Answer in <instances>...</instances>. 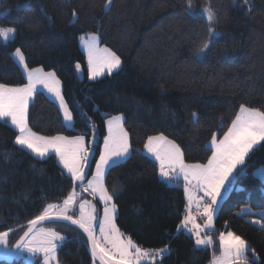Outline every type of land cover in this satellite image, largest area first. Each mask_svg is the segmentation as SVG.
I'll use <instances>...</instances> for the list:
<instances>
[{"label":"trees","instance_id":"16d2710c","mask_svg":"<svg viewBox=\"0 0 264 264\" xmlns=\"http://www.w3.org/2000/svg\"><path fill=\"white\" fill-rule=\"evenodd\" d=\"M0 0V27H15L0 39V84L27 81L14 59L17 48L28 69L55 72L74 118L65 125L57 104L37 91L28 124L42 136L85 134L93 174L107 137L106 123L122 114L131 154L109 168L105 185L116 205L119 230L146 249L168 247L156 264H211L220 255L219 234L247 241L264 264V227L249 220L264 214V142L236 172L222 199L213 245L199 248L180 231L186 212L184 183L164 182L159 166L145 154L149 136L161 133L180 145L187 163L206 164L210 139L231 126L241 104L264 110V0ZM214 19L209 34L205 9ZM75 12V16L73 13ZM96 34L121 58L119 71L91 80L81 42ZM212 40L206 58L197 53ZM79 64L83 75L78 74ZM197 113L194 120L192 113ZM18 132L0 120V232L11 229V246L28 222L48 204H61L73 191L70 175L55 155L41 159L15 144ZM75 189H80L76 184ZM264 223V221H262ZM68 238L58 250L60 264H94L89 242L66 224L48 225ZM251 255V254H250ZM251 262V260L249 259ZM0 264H25L15 257Z\"/></svg>","mask_w":264,"mask_h":264},{"label":"snow or ice","instance_id":"6c2138e0","mask_svg":"<svg viewBox=\"0 0 264 264\" xmlns=\"http://www.w3.org/2000/svg\"><path fill=\"white\" fill-rule=\"evenodd\" d=\"M111 0H108L107 7ZM236 0H234V5ZM243 5L251 11L249 0H243ZM191 0H188V8L191 9ZM209 21V34L214 35L215 29L211 27L214 13L211 6L205 9ZM75 12L73 16H75ZM16 32L15 27H0V39L8 40ZM213 41L205 43L200 53H206ZM88 55V71L91 79L102 76L105 70L111 74L113 70L121 66V58L111 49L98 46V36L91 34L86 41ZM200 53H197L199 56ZM14 55L24 67L27 73L28 83L22 87H9L0 84V120L10 121L18 130L15 144L31 150L37 157L45 158L48 154L55 153L59 162L70 174L73 181V191L63 200L62 205L48 204L43 211L28 222L27 230L16 241V248L26 249L32 255L42 254L43 264H59L57 253L67 237L53 228L37 227L42 222L55 218L69 221L78 226L87 234L91 245V254L94 264H156L169 251L168 247L159 249H146L135 243L131 237H125L115 223L116 205L112 203L113 196L108 192L104 184L106 169L117 163L121 158L128 156L130 151L129 137L123 127L124 116L122 114L112 116L108 121V136L104 140V151L96 163L95 174L92 179L85 181L87 173L90 148L86 144L85 134L74 137L63 135L42 136L33 132L28 124V105L35 91L36 84H43L49 92L59 100L64 113V120L71 124L73 116L65 103L59 89V80L55 72L44 73L42 69L29 70L25 63V56L21 49L17 48ZM76 68L79 70L80 65ZM192 117L198 120L197 113ZM264 142V110L253 108L245 104L239 106L231 126L219 138L215 133L210 139L211 156L206 164L187 163L180 145L168 139L164 134L149 136L145 148L153 154L160 164V177L163 181H177L181 177L184 181V191L188 199V210L184 216L181 227L186 228L195 236L196 246H212L211 235L202 236V232L213 228L216 205L221 197L222 190L234 179V173L245 164L249 153L254 146ZM264 176V170L261 171ZM76 182H81L80 187L84 191H90L93 197L99 196L103 202V218L98 221L95 205L89 201L79 203V215H75L77 201ZM195 182V183H193ZM202 191L203 195L195 200L197 209L205 218L203 226L196 223L197 217L191 215L193 203L192 189ZM53 209H58L53 213ZM73 213V214H70ZM99 223L100 236L96 234V224ZM254 223H264L255 220ZM191 223L192 227L188 228ZM11 229L0 232V245L8 246ZM220 255L213 253L211 264H250L248 252H253L251 264H256L254 250H250L247 241L231 231L219 234Z\"/></svg>","mask_w":264,"mask_h":264},{"label":"rangeland","instance_id":"374dc122","mask_svg":"<svg viewBox=\"0 0 264 264\" xmlns=\"http://www.w3.org/2000/svg\"><path fill=\"white\" fill-rule=\"evenodd\" d=\"M205 17H206V19H207V13L205 12ZM208 21V20H207ZM209 22V21H208ZM14 35H15V33L13 34V35H11L10 36V38L8 39V40H3L2 39V41H5V42H7V41H9L10 39H12L13 37H14ZM207 53V52H206ZM206 53H200V55L198 56V58L199 59H201V60H203V59H205L206 58ZM121 65H122V62H121ZM122 67V66H121ZM120 67V68H121ZM120 68L119 69H115V70H113L114 72H117V71H119L120 70ZM113 72V73H114ZM78 74L80 75V76H82L83 75V70H82V68H81V66H80V69L78 70ZM104 75H106V74H104ZM103 75V76H104ZM103 76H98L99 78H101V77H103ZM99 78H96V79H99ZM35 96V95H34ZM109 120V119H108ZM125 129V128H124ZM125 131H126V129H125ZM129 137V136H128ZM86 140V139H85ZM87 144V143H86ZM129 144H130V139H129ZM257 146V145H256ZM256 146H254V148L256 147ZM104 151V145H103V148H102V152ZM101 152V153H102ZM130 154H131V147H130V151H129V156H130ZM128 156V157H129ZM91 157V158H90ZM92 157H93V155L91 156V151H90V153H89V156H88V165H87V167L85 168V172L87 173V176H86V179H85V181H83L82 183H84L85 185L87 184V181L88 180H90V179H92V176L95 174V169H96V166H95V168H94V171H93V174L88 178V172H89V168L88 167H90L91 166V162H92ZM100 159V158H99ZM99 159H98V161H99ZM127 159V158H126ZM125 159V160H126ZM247 159V158H246ZM124 161V160H123ZM122 162V161H121ZM118 163H120V162H117L116 164H118ZM116 164H114V165H116ZM111 166H113V165H111ZM111 166H109L107 169H106V172H105V178H106V175H107V172H108V170H109V168L111 167ZM262 170H264V168H261V169H259L256 173H259L260 175H261V171ZM256 175H258V174H256ZM263 178H264V176H262ZM88 178V179H87ZM264 181V180H263ZM81 182H76V184L78 185V184H80ZM104 184H105V179H104ZM105 187H106V185H105ZM75 191H76V193H77V195H78V197H79V199H78V201H77V207H76V210H75V215H79V203H82V202H84V201H89L91 204H93V205H95V207H96V210H97V217H98V221L100 220V219H102L103 218V209H104V204H103V202L102 201H100L99 200V196L97 195L96 197H93V195L90 193V191H84V190H82V188L81 189H75ZM194 191H197V190H195L194 188L192 189V192H194ZM222 193H223V190H222ZM222 193H221V195H222ZM199 194H201V195H203V192L202 191H197V193H195V196L198 198V197H200L199 196ZM222 197V196H221ZM221 197L219 198V200L218 201H222L221 200ZM112 203H113V200H112ZM63 203H61V204H57V205H62ZM56 211H58V209H53V213H55ZM190 212H191V215H193V216H195L196 215V213L198 212V209L197 208H195L194 207V205H192L191 206V210H190ZM70 214H73V213H70ZM115 216H116V214H115ZM252 220V219H251ZM251 220H249L250 222H251ZM255 221V220H254ZM196 223H198L197 221H196ZM252 223V222H251ZM53 224H63V223H51V225H53ZM199 224V223H198ZM48 225H50V224H48ZM48 225H45V226H41L42 228H52V227H48ZM260 226H262L261 224H260ZM190 227H192V225H191V223L188 225V228H190ZM186 229V228H185ZM57 231V230H56ZM59 232V231H58ZM61 233V232H60ZM189 233V232H188ZM62 234V233H61ZM96 234H97V236L99 237L100 236V232H99V223L97 222V224H96ZM191 234V233H190ZM62 235H64V234H62ZM204 235H207V233L206 234H204L203 232H202V236H204ZM66 236V235H65ZM191 236L194 238V240H195V236L194 235H192L191 234ZM126 237V236H125ZM12 238H13V232H11L10 233V236H9V240H8V246L7 247H5V246H3V245H0V255H3V254H5V253H8L10 250H11V248L13 247V246H11V241H12ZM197 247H202V246H197ZM208 247V246H207ZM248 247H249V249L251 250V248H250V246L248 245ZM169 253V251L168 252H166L165 254H164V256H163V258L165 257V255H167ZM251 254V255H250ZM255 254V253H254ZM248 257H249V259L250 260H252V258H253V252L252 251H249L248 252ZM255 257L257 258L256 259V263H259V258L257 257V255L255 254ZM162 258V259H163ZM15 259L16 260H20V259H22V260H24V262H25V264H43V256H42V254H37V255H32L31 253H29L26 249H23V248H21L20 250H19V252L16 254V256H15ZM57 259H58V253H57ZM162 259H159L158 258V260L156 261V262H159L160 260H162ZM59 261V260H58ZM60 264V263H59ZM95 264H98V262L96 261L95 262Z\"/></svg>","mask_w":264,"mask_h":264},{"label":"crops","instance_id":"0c3cea01","mask_svg":"<svg viewBox=\"0 0 264 264\" xmlns=\"http://www.w3.org/2000/svg\"><path fill=\"white\" fill-rule=\"evenodd\" d=\"M89 39V37L88 38H86V39H84L82 42H81V50H82V52L86 55V57H87V61H88V55H87V48H86V41ZM98 46L100 47V48H104V46H102L101 45V43H100V39H99V37H98ZM14 56V59H15V61L17 62V64L19 65V67L21 68V70H22V72L24 73V75H25V77H26V81H27V83H28V79H27V73L24 71V67H23V65H21L20 64V62H19V59L15 56V55H13ZM26 63V62H25ZM122 66V65H121ZM120 66V67H121ZM121 69V68H120ZM30 70V69H29ZM43 70V69H42ZM43 72L44 73H47L46 71H44L43 70ZM114 71H112V73H113ZM104 74H106V75H108L109 73L105 70V73ZM106 75H104V76H106ZM103 76V75H102ZM103 76V77H104ZM89 77H90V74H89ZM56 78L59 80V82H60V84H59V89H60V92H61V95L63 96V94H62V83H61V81H60V79L58 78V76L56 75ZM97 78H99V77H97ZM102 78V77H101ZM91 79V78H90ZM100 79V78H99ZM91 80H93V79H91ZM94 80H98V79H94ZM26 83V84H27ZM37 91H40V92H43L49 99H51L53 102H55L56 104H57V106H58V108L60 109V111H61V114H62V117H63V120H64V113H63V110L61 109V107H60V103H59V100L56 98V96L53 94V93H51V92H49L48 91V89L43 85V84H36V86H35V91H34V93H33V95H32V97H31V99H30V101H29V105H28V112H29V107H30V105H31V103L33 102V100H34V95H35V93L37 92ZM65 100V99H64ZM65 103H66V101H65ZM73 116V115H72ZM108 121V120H107ZM64 123H65V125L66 126H68V127H72L73 125H74V118H73V121L71 122V124H68V123H66L65 122V120H64ZM13 126V125H12ZM123 127H124V123H123ZM13 128L18 132V130L15 128V126H13ZM125 128V127H124ZM106 129H107V136H108V125H107V123H106ZM19 134V133H18ZM86 143H87V141H86ZM259 145V144H258ZM257 145V146H258ZM19 146V145H18ZM256 146V147H257ZM19 147H21V146H19ZM130 147H131V145H130ZM255 147V148H256ZM22 148V147H21ZM254 148V149H255ZM22 149H24V150H26V151H28L30 154H32L33 156H35V157H37L34 153H32L31 152V150H29V149H26V148H22ZM144 152H145V154L146 155H148L149 157H151L152 159H154L155 161H156V163L158 164V166H159V173H160V164H159V161L158 160H156V158H155V156L153 155V154H151V153H149L148 151H147V149L145 148L144 149ZM250 154V153H249ZM52 155H55V153H49L48 154V156L47 157H49V156H52ZM56 156V155H55ZM91 156H92V152H91ZM128 156H129V154H128ZM128 156H126V157H123V158H121L119 161H117V162H124L125 161V159L126 158H128ZM47 157H45V158H47ZM57 157V160H58V163L62 166V168H63V165L59 162V157L58 156H56ZM38 158H40V157H38ZM91 158V157H90ZM41 159H44V158H41ZM124 160V161H123ZM127 160V159H126ZM89 168V167H88ZM64 169V168H63ZM239 169V168H238ZM238 169H237V171H238ZM66 172H67V170L66 169H64ZM67 174L68 175H70L68 172H67ZM256 174H258L257 176L258 177H260L262 180H264V178L262 177V175H260L259 173H256ZM234 175V177H235V175H236V173H234L233 174ZM159 176H160V174H159ZM89 178V177H88ZM87 178V179H88ZM161 178V177H160ZM162 179V178H161ZM233 180L234 179H232V178H230V183L229 184H226V186H225V190H223V193H222V197H221V200L226 196V194H227V192H228V189L231 187V185H232V183H233ZM178 181V180H177ZM179 181H181V182H183L184 183V181H183V178L181 177L180 179H179ZM165 182V181H164ZM166 183H168V184H170V185H175L176 184V181H168V182H166ZM193 183H195V182H193ZM78 186H79V188L81 189V187H80V184H78ZM196 190V189H195ZM195 193H197V191H194V192H192V195H193V203H192V205H194V207L195 208H197V206H196V203H195V200L197 199V197L195 196ZM199 196H202L201 194H199ZM186 201H187V204H186V211L188 210V199H187V196H186ZM220 201H218V203H219ZM191 205V206H192ZM217 206V205H216ZM185 214H186V212H185ZM195 217H197V222L199 223V224H201L202 226H203V224H204V222H205V218L203 217V216H201L200 215V213H199V210H198V212L196 213V215H195ZM252 220H251V222L254 224V225H256V226H260V224H257V223H254L253 221L254 220H261V221H264V214H261V215H258L257 217H254V218H251ZM191 228V227H190ZM180 231L181 232H183V233H185V234H187V235H190L191 236V234L190 233H188V231H187V229H185V228H183V227H180ZM204 234H206L207 232H203ZM203 248H206L207 246H202ZM201 247V248H202Z\"/></svg>","mask_w":264,"mask_h":264},{"label":"water","instance_id":"95a60500","mask_svg":"<svg viewBox=\"0 0 264 264\" xmlns=\"http://www.w3.org/2000/svg\"><path fill=\"white\" fill-rule=\"evenodd\" d=\"M222 206H223V202L220 201L217 206H216V213H215V216H214V221H213V228L211 230H207L206 232L208 234H211V233H214L216 231V225H217V221H218V218H219V215H220V212H221V209H222ZM51 223H63V224H66V225H69L77 230H79L82 234H84L86 236V238L88 239L87 237V234L83 232L82 229H80L78 226L76 225H72L69 221H65V220H62V219H58V218H55V216H53V218L49 219V220H46L44 222H42L41 224H39L37 227H41V226H45V225H48V224H51ZM21 248H16L15 245L11 248V250L8 252V253H5L3 255H0V261H5V260H9L13 257L16 256V254L19 252ZM89 250H90V253H91V245L89 243ZM92 255V254H91ZM93 257V256H92ZM94 259V258H93ZM98 262V261H97ZM251 264V262H250Z\"/></svg>","mask_w":264,"mask_h":264}]
</instances>
